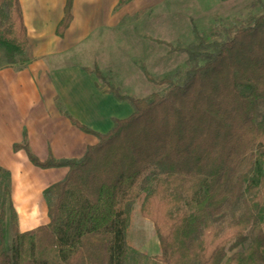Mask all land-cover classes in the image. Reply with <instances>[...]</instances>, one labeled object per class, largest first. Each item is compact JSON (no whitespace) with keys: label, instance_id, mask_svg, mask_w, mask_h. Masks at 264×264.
<instances>
[{"label":"trees","instance_id":"16d2710c","mask_svg":"<svg viewBox=\"0 0 264 264\" xmlns=\"http://www.w3.org/2000/svg\"><path fill=\"white\" fill-rule=\"evenodd\" d=\"M73 1H66L60 36L73 20ZM193 28L198 43L187 52L205 62L181 83L171 76L160 79L158 84L169 85L164 92L132 97L98 65L85 69L107 92L129 100L134 112L114 118L113 127L101 133L64 111L99 139L83 157L41 161L26 135L14 145L25 148L37 166L69 171L44 190L50 222L21 231L11 172L0 166L6 197L0 212V264H130L132 256L135 264H264V11L251 15L225 41H210ZM0 48L10 65L30 59L20 0H0ZM139 199L142 215L158 235L161 253L154 257L127 244ZM7 203L13 220L10 247ZM250 230L254 238L243 248Z\"/></svg>","mask_w":264,"mask_h":264},{"label":"crops","instance_id":"0c3cea01","mask_svg":"<svg viewBox=\"0 0 264 264\" xmlns=\"http://www.w3.org/2000/svg\"><path fill=\"white\" fill-rule=\"evenodd\" d=\"M66 1L20 0L30 59L0 67V166L11 172L12 199L21 231L50 222L44 190L63 180L69 168L37 166L25 148L15 150L14 145L23 143L26 135L31 152L41 161L50 156L57 160L83 157L99 139L76 126L64 111L101 133L113 127L114 118L134 112L130 101L107 92V86L85 69L98 65L103 72H111L118 64L121 35L133 33L135 20L145 11L161 8L167 12L169 3H197L74 0L73 20L60 36L57 27ZM159 14L161 19L162 12ZM132 219L133 210L130 222Z\"/></svg>","mask_w":264,"mask_h":264},{"label":"rangeland","instance_id":"374dc122","mask_svg":"<svg viewBox=\"0 0 264 264\" xmlns=\"http://www.w3.org/2000/svg\"><path fill=\"white\" fill-rule=\"evenodd\" d=\"M163 10L145 11L139 20H135L134 32L130 30V35L123 36V33L120 37L118 64L114 61L115 67L107 73L123 94L146 98L154 92H164L169 85H160L158 81L165 76H171L175 83L183 82L189 70L205 62L204 57L192 59L187 52V48L196 49L198 43L193 24L199 34L210 41H225L238 26L246 24L251 15L261 14L264 5L256 0H197L196 4L169 3L167 12ZM158 40L164 42L159 43ZM9 64L4 50L0 48V67ZM144 69L154 79L148 78ZM260 110L264 120V100L260 102ZM1 182L6 183V179H1ZM5 199L0 188V212ZM141 202V199L137 200L133 207L128 244L131 250L154 257L161 253V247L153 222L140 211ZM5 209V238L10 247L13 220L8 203ZM248 237L243 248L248 247L254 238L253 230L248 232ZM135 261L136 256H132L130 264H135Z\"/></svg>","mask_w":264,"mask_h":264}]
</instances>
